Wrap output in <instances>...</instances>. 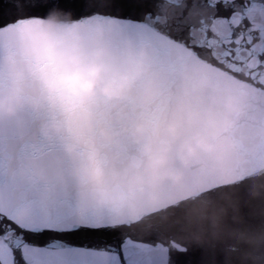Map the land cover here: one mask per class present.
<instances>
[{"label": "snow or ice", "instance_id": "obj_1", "mask_svg": "<svg viewBox=\"0 0 264 264\" xmlns=\"http://www.w3.org/2000/svg\"><path fill=\"white\" fill-rule=\"evenodd\" d=\"M53 8L71 11L78 29L116 54L134 41L153 50L150 71L129 106H136L144 84L153 83L157 95L147 114L154 123L178 104L198 109L210 103L211 91L196 95L183 88L181 73L189 68L237 98L228 133L219 141L222 161L193 173L207 196L227 189L223 176L240 155L264 152V41L257 42L248 24L254 13L264 15V0H4L0 87L20 71L37 18ZM50 118L45 103L26 108L14 121L0 119V264H224L222 252L208 256L178 239L182 230L173 221L185 197L158 210L170 216L166 224L146 235L135 231L157 213L102 195L59 141L40 134ZM249 222L256 223L251 213ZM229 251L233 264L250 256L264 264V249L237 242Z\"/></svg>", "mask_w": 264, "mask_h": 264}, {"label": "clouds", "instance_id": "obj_2", "mask_svg": "<svg viewBox=\"0 0 264 264\" xmlns=\"http://www.w3.org/2000/svg\"><path fill=\"white\" fill-rule=\"evenodd\" d=\"M37 20L27 37L20 71L0 87V118H15L26 108L49 104L45 135L60 138L64 153L77 160L102 195L129 204L158 205L159 186L185 192L187 170H207L222 161L219 141L228 133L238 104L235 96L214 89L203 74L188 73L183 88L196 95L211 91L207 106L189 109L178 104L158 124L138 111L126 125L113 129L112 109L128 100L150 71L148 51L129 47L116 54L94 43L76 27L71 11L53 8ZM250 27L264 37V15H257ZM121 137H127L135 151H112ZM180 203L183 211L173 223L182 231L264 249V225H245L230 213L226 197L189 195ZM242 264L259 261L250 256Z\"/></svg>", "mask_w": 264, "mask_h": 264}, {"label": "water", "instance_id": "obj_3", "mask_svg": "<svg viewBox=\"0 0 264 264\" xmlns=\"http://www.w3.org/2000/svg\"><path fill=\"white\" fill-rule=\"evenodd\" d=\"M3 2L4 0H0V3ZM7 7L8 6H6L5 8L6 11ZM257 15L261 14L259 12H256L249 19V27L250 22L254 21ZM254 34L258 38V43L264 41V37L258 36L255 32ZM129 47L145 48L149 53V62L154 58L153 50L145 45H142L139 42L134 41L130 45L125 46L124 49ZM200 67L204 72L212 71L210 67H205L203 65H201ZM188 73L195 74V72L191 68H189L186 72H182L180 77L182 83L184 82L185 75ZM156 95L157 89L153 83L149 82L144 84L140 92L136 94L135 107L129 106V102L133 99L132 93L131 97L128 100L121 102L112 109L113 118L110 121V127H112L113 129H119L123 127L124 125H126L128 118L134 116L138 111H143L149 118L147 114L148 106L153 102ZM17 117L0 119L4 121H14L17 119ZM45 122L46 121H44L38 129L42 136H48L45 135L43 131V125ZM48 137H51L62 144L59 137ZM133 148L134 146L131 145L127 137H121L119 146H113L111 150L120 153L123 150L133 151ZM196 170H198V168L193 167L185 172V184L187 191L182 193L174 192L168 185H161L158 187V191L160 194V202L158 205H149L144 203L143 201L137 202L139 205L145 207L148 211H152L157 214L152 216L151 218H146L144 222L136 225L134 230L139 234L146 235L149 231L155 230L158 225L166 224L169 220H166L165 217L169 215L166 212L158 210L166 207L172 201H174L171 199V197L173 196L178 199L181 196L187 197L189 195H206L201 191V189L204 187L203 181L198 176L193 175ZM223 180L227 181L228 187L225 191L219 192L217 196L226 197V201L230 205V213L237 219H241L247 226L255 228L259 227L260 225H264V223H261V219L264 218V152L249 151L240 155L225 172ZM250 213L256 217V223L254 225L249 222ZM25 214L26 210H21L19 218L23 220ZM178 239H180L182 243L186 244L189 248L195 247L204 250L206 255L208 256H211L216 252H222L224 256V264H233L234 254L229 251V249L235 246V244L238 242L236 240H218L211 235L199 237L186 233L184 231H182V234L178 237Z\"/></svg>", "mask_w": 264, "mask_h": 264}]
</instances>
